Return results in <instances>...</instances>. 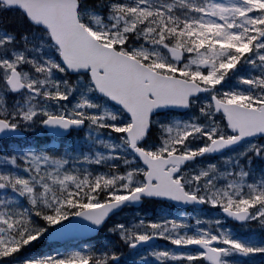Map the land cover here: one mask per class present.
<instances>
[{
  "label": "snow or ice",
  "instance_id": "snow-or-ice-1",
  "mask_svg": "<svg viewBox=\"0 0 264 264\" xmlns=\"http://www.w3.org/2000/svg\"><path fill=\"white\" fill-rule=\"evenodd\" d=\"M0 264H264V0H0Z\"/></svg>",
  "mask_w": 264,
  "mask_h": 264
}]
</instances>
